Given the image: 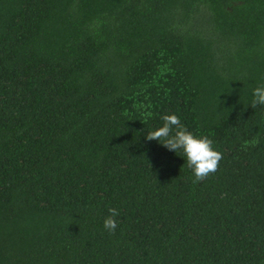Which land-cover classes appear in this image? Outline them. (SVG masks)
Listing matches in <instances>:
<instances>
[{
    "label": "trees",
    "instance_id": "obj_1",
    "mask_svg": "<svg viewBox=\"0 0 264 264\" xmlns=\"http://www.w3.org/2000/svg\"><path fill=\"white\" fill-rule=\"evenodd\" d=\"M260 85L264 0H0V264H264Z\"/></svg>",
    "mask_w": 264,
    "mask_h": 264
},
{
    "label": "clouds",
    "instance_id": "obj_2",
    "mask_svg": "<svg viewBox=\"0 0 264 264\" xmlns=\"http://www.w3.org/2000/svg\"><path fill=\"white\" fill-rule=\"evenodd\" d=\"M264 105V85L253 90L251 107ZM150 115V113H149ZM163 125L146 133L149 141L157 140L164 147L177 154L182 152L186 163L193 170L195 182L205 180L218 170L223 154L213 147V140L207 136H197L189 131L178 115L166 114L162 117ZM109 215L104 220V229L114 233L118 224L115 217L119 215L116 208H109Z\"/></svg>",
    "mask_w": 264,
    "mask_h": 264
}]
</instances>
